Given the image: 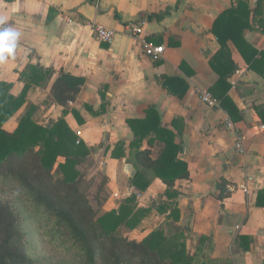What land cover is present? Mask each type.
<instances>
[{
	"label": "crops",
	"instance_id": "crops-1",
	"mask_svg": "<svg viewBox=\"0 0 264 264\" xmlns=\"http://www.w3.org/2000/svg\"><path fill=\"white\" fill-rule=\"evenodd\" d=\"M238 1L0 0V18L21 33L15 58L0 64V84L9 85L13 96L26 94L36 123L63 119L91 150L89 160L106 179L101 215L122 207L127 214L131 207L134 227L122 232L143 241L161 230L185 247L194 257L192 264H264V76L250 69L229 43L237 69L227 96L238 120L200 100L205 91L221 95L222 90H215L219 75L210 65L220 49L213 27ZM245 1L252 10L261 4L245 39L264 51V0ZM141 22L146 40L165 47L161 59L146 57L142 40L130 35L129 25ZM95 25L117 32L113 44L98 41ZM34 68L52 75L26 84ZM61 71L85 80L67 107L57 105L52 95ZM165 77L181 79L188 90L182 97L172 94L163 85ZM170 86L183 92L177 82ZM150 110L174 136L179 158L189 169V179L176 182L178 196L172 199L152 172L144 173L146 189L133 184L137 170L129 161L147 148L149 137L139 142L128 121L145 119ZM222 184L225 199L220 201L216 196Z\"/></svg>",
	"mask_w": 264,
	"mask_h": 264
},
{
	"label": "trees",
	"instance_id": "trees-1",
	"mask_svg": "<svg viewBox=\"0 0 264 264\" xmlns=\"http://www.w3.org/2000/svg\"><path fill=\"white\" fill-rule=\"evenodd\" d=\"M260 9V3L252 10L247 1L239 0L235 7L219 16L213 27L220 49L210 65L219 75L215 90H222L221 95L215 91L213 95L234 122L238 120L237 110L227 94L231 88L229 80L237 66L232 60L229 43L250 69L264 76V51L256 50L245 39V31L256 24ZM154 17L162 19L165 15ZM46 75L51 76L52 71L34 68L26 84L45 82L42 79ZM172 81L182 87L181 94L172 90ZM84 84L83 78L61 71L52 85L54 102L67 107L76 101ZM163 85L179 97L188 90L187 84L178 78L165 77ZM26 102L25 93L13 96L9 85L0 84V185L15 188L30 202L35 213L49 227L58 247L74 252L80 258V264L193 263L194 257L186 254L185 247L175 244L161 230L151 233L143 241L122 232L123 228L134 227L131 207L126 210L127 214L122 207L119 211L101 215L100 194L104 182L96 194V205L83 189L85 177L80 166L89 161L91 150L83 143L78 144L75 133L63 119L51 121L46 126L36 123L34 106L26 105ZM14 118V128L8 129L6 125ZM262 120L264 123V115ZM128 123L139 142L149 137L147 148L138 151L135 159L129 161L137 170L134 186L146 189L148 183L144 173L152 172L168 187L167 197H177L176 182L188 180L189 169L179 158L181 148L175 143L174 136L161 127L154 110L148 111L145 119L129 120ZM156 146L159 147L157 156L152 157ZM120 149L118 146L117 150ZM216 197L220 201L225 199L223 184ZM258 205H261L260 198ZM19 222L12 205L0 200V264H33L23 245L28 233Z\"/></svg>",
	"mask_w": 264,
	"mask_h": 264
},
{
	"label": "rangeland",
	"instance_id": "rangeland-1",
	"mask_svg": "<svg viewBox=\"0 0 264 264\" xmlns=\"http://www.w3.org/2000/svg\"><path fill=\"white\" fill-rule=\"evenodd\" d=\"M15 120H11L6 127L14 128ZM85 177L83 189L89 195L93 205L100 185L106 180L102 170L93 167L90 160L80 166ZM0 200L8 201L18 216L21 228L28 235L24 239V247L31 257L33 264H80V258L74 252L58 247L49 233L47 224L35 213L24 196L15 188L0 185Z\"/></svg>",
	"mask_w": 264,
	"mask_h": 264
},
{
	"label": "built area",
	"instance_id": "built-area-1",
	"mask_svg": "<svg viewBox=\"0 0 264 264\" xmlns=\"http://www.w3.org/2000/svg\"><path fill=\"white\" fill-rule=\"evenodd\" d=\"M93 30L95 32V35L100 43L111 45L113 44L117 32L114 29L105 27L103 25H95L93 26ZM128 30L130 31V35L136 39L142 40V46L144 50V54L146 57L152 59V60H159L163 57V54L165 52L164 46H156L153 43L146 40L144 35V23H137V24H130ZM201 102L210 107L215 109H220L221 104L220 101L214 97V95L211 92L205 91L201 93L200 95ZM226 126L228 128H233V124L231 121H226ZM80 142H78L79 144ZM237 149L240 151V153L244 154V149L239 143L237 145Z\"/></svg>",
	"mask_w": 264,
	"mask_h": 264
},
{
	"label": "clouds",
	"instance_id": "clouds-1",
	"mask_svg": "<svg viewBox=\"0 0 264 264\" xmlns=\"http://www.w3.org/2000/svg\"><path fill=\"white\" fill-rule=\"evenodd\" d=\"M21 33L12 25H7L4 18H0V64H7L15 58Z\"/></svg>",
	"mask_w": 264,
	"mask_h": 264
},
{
	"label": "water",
	"instance_id": "water-1",
	"mask_svg": "<svg viewBox=\"0 0 264 264\" xmlns=\"http://www.w3.org/2000/svg\"><path fill=\"white\" fill-rule=\"evenodd\" d=\"M127 169H128V171H131V175H132V176L135 175L136 171L134 170L133 166L128 165V166H127Z\"/></svg>",
	"mask_w": 264,
	"mask_h": 264
}]
</instances>
